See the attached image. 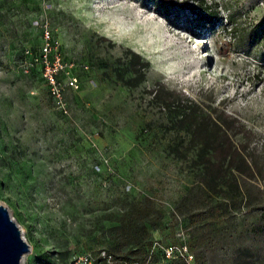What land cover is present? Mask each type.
I'll list each match as a JSON object with an SVG mask.
<instances>
[{
    "label": "rangeland",
    "instance_id": "rangeland-1",
    "mask_svg": "<svg viewBox=\"0 0 264 264\" xmlns=\"http://www.w3.org/2000/svg\"><path fill=\"white\" fill-rule=\"evenodd\" d=\"M0 205L20 264H264V0H0Z\"/></svg>",
    "mask_w": 264,
    "mask_h": 264
},
{
    "label": "water",
    "instance_id": "water-1",
    "mask_svg": "<svg viewBox=\"0 0 264 264\" xmlns=\"http://www.w3.org/2000/svg\"><path fill=\"white\" fill-rule=\"evenodd\" d=\"M29 245L8 210L0 205V264H20Z\"/></svg>",
    "mask_w": 264,
    "mask_h": 264
},
{
    "label": "built area",
    "instance_id": "built-area-1",
    "mask_svg": "<svg viewBox=\"0 0 264 264\" xmlns=\"http://www.w3.org/2000/svg\"><path fill=\"white\" fill-rule=\"evenodd\" d=\"M46 36H47V34H46ZM43 50H44V52H46L47 47L45 46L43 48ZM45 55H46V53H44V56ZM49 79L51 82H53V78L51 77L50 74H49ZM71 84H73V82ZM184 249H185V247H184ZM164 251H165V256L170 257L174 251V248H173V246H168L164 249ZM101 256L103 259H107L110 257V255L106 254L104 251L101 252ZM69 264H92V257L89 253H82V254L77 255Z\"/></svg>",
    "mask_w": 264,
    "mask_h": 264
},
{
    "label": "trees",
    "instance_id": "trees-1",
    "mask_svg": "<svg viewBox=\"0 0 264 264\" xmlns=\"http://www.w3.org/2000/svg\"><path fill=\"white\" fill-rule=\"evenodd\" d=\"M203 17L206 18V20L209 21V22L214 20L213 13L211 11H210V13L203 15ZM145 239H146V236L143 237L142 239H140L138 237L132 238V241L130 242V244H129L130 246H129V249H128V250H130V253L136 254L139 251H134V250H138V249L141 250V248L144 249L146 247V245H147L145 242H143V240H145ZM117 251H118V249L113 247L110 252H113V253L116 254ZM108 255H110V253H108Z\"/></svg>",
    "mask_w": 264,
    "mask_h": 264
},
{
    "label": "bare ground",
    "instance_id": "bare-ground-1",
    "mask_svg": "<svg viewBox=\"0 0 264 264\" xmlns=\"http://www.w3.org/2000/svg\"><path fill=\"white\" fill-rule=\"evenodd\" d=\"M23 257V256H22Z\"/></svg>",
    "mask_w": 264,
    "mask_h": 264
}]
</instances>
